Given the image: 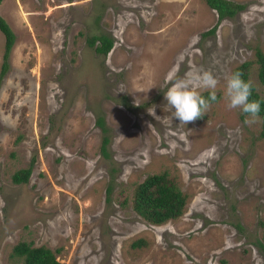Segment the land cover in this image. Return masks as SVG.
Instances as JSON below:
<instances>
[{
	"label": "rangeland",
	"instance_id": "obj_1",
	"mask_svg": "<svg viewBox=\"0 0 264 264\" xmlns=\"http://www.w3.org/2000/svg\"><path fill=\"white\" fill-rule=\"evenodd\" d=\"M229 1L243 9L217 24L203 0L0 2L14 34L0 79V264H22L18 241L60 264H264L260 120L245 124L223 98L232 69L264 52V0ZM98 34L111 39L106 55L88 45ZM2 52L0 32V64ZM196 71L213 74L218 97L185 125L164 94ZM248 80L262 96L254 62ZM162 171L186 200L153 225L131 194Z\"/></svg>",
	"mask_w": 264,
	"mask_h": 264
},
{
	"label": "trees",
	"instance_id": "obj_2",
	"mask_svg": "<svg viewBox=\"0 0 264 264\" xmlns=\"http://www.w3.org/2000/svg\"><path fill=\"white\" fill-rule=\"evenodd\" d=\"M2 0H0L1 2ZM205 4L213 9L216 13V24L225 17H231L237 11L243 9L241 3H235L229 0H203ZM215 24V25H216ZM215 25L204 32V34L211 33L215 29ZM0 32L3 35V52L0 64V79L3 77L8 68V55L14 42V34L0 16ZM88 45L92 47L97 54L106 55L110 49L112 42L107 36L98 34L92 35L88 38ZM256 64V77L259 84L263 87V95L260 96L255 87H252L250 101H260L261 110L259 113L260 130L259 136L264 138V52L259 49L254 51L253 61H243L232 69L231 75L235 72L242 74V79L246 82L248 80V69L251 63ZM201 94L204 98H208L209 92L203 91ZM217 95V94H216ZM218 97V95H217ZM244 115L242 110L240 118ZM102 132H105V127L101 120L96 121ZM107 138L103 137L100 143V152L106 156ZM30 168H22L15 170L11 176V182L15 184L25 183L28 179ZM186 197L175 184L172 178L167 176L166 171L146 175L140 182L133 187L131 194V208L142 220L149 224L159 225L167 220H172L180 216L183 212ZM133 246L142 245L141 240L132 244ZM257 245L264 255V231L262 232V239L258 241ZM55 251H51L44 246H32L30 242L18 241L11 248V256L20 258L22 264H60L55 258Z\"/></svg>",
	"mask_w": 264,
	"mask_h": 264
},
{
	"label": "clouds",
	"instance_id": "obj_3",
	"mask_svg": "<svg viewBox=\"0 0 264 264\" xmlns=\"http://www.w3.org/2000/svg\"><path fill=\"white\" fill-rule=\"evenodd\" d=\"M218 81L209 71H196L186 77L173 76L171 87L164 94L169 110L173 117L181 123L187 124L202 118L217 101L216 88ZM251 82L242 79L240 72L228 77L224 91V100L228 109H241L247 115L245 124H255L259 121L261 102L250 101L252 90ZM201 90L209 92L208 98H204ZM154 114V109H152Z\"/></svg>",
	"mask_w": 264,
	"mask_h": 264
}]
</instances>
